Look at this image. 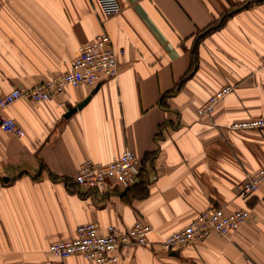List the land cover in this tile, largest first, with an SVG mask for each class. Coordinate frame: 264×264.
<instances>
[{
    "label": "crops",
    "instance_id": "0c3cea01",
    "mask_svg": "<svg viewBox=\"0 0 264 264\" xmlns=\"http://www.w3.org/2000/svg\"><path fill=\"white\" fill-rule=\"evenodd\" d=\"M118 1L120 14L106 16L97 0H0V96L67 72L101 34L125 51L118 77L98 88L5 110L25 137L0 131V264H95L49 248L88 223L142 221L169 236L210 207L253 219L230 237L139 247L115 264H264V183L248 200L238 190L264 167V130L231 128L264 117V0ZM126 150L142 160L134 187L75 183L87 160L108 165Z\"/></svg>",
    "mask_w": 264,
    "mask_h": 264
},
{
    "label": "built area",
    "instance_id": "2783aa9c",
    "mask_svg": "<svg viewBox=\"0 0 264 264\" xmlns=\"http://www.w3.org/2000/svg\"><path fill=\"white\" fill-rule=\"evenodd\" d=\"M106 16H117L121 12L118 0H97ZM125 54L117 50L110 36L106 33L98 36L93 42L79 48L77 57L65 73L50 77L32 88H17L0 96V131L25 137V131L14 119L6 117L7 108L22 100L33 102L60 101L69 88L99 86L102 78L116 79L119 74L118 60ZM232 91L227 87L200 109L202 115L212 114L215 105ZM64 106V102H60ZM233 130H264V117L249 122L236 123ZM142 160L134 152L126 150L120 157L108 165L93 160L84 162L75 177V183L85 190L104 192L109 182L117 188L129 189L141 180ZM264 183V167L248 180L239 184V196L248 200L255 196ZM251 219L249 210H238L232 213L223 208L210 207L201 212L183 230L169 236L157 233V230L142 221L136 222L130 229L109 226L105 232L95 223L78 226L72 240L51 244L49 252L58 259H68L81 255L95 264H115L126 258L139 247L157 245L167 252H176L183 246L195 241L204 240L212 235L230 237L237 233ZM157 236V241L152 237Z\"/></svg>",
    "mask_w": 264,
    "mask_h": 264
},
{
    "label": "water",
    "instance_id": "95a60500",
    "mask_svg": "<svg viewBox=\"0 0 264 264\" xmlns=\"http://www.w3.org/2000/svg\"><path fill=\"white\" fill-rule=\"evenodd\" d=\"M97 88H98V86H97ZM92 95H93V94H92ZM92 95H91V96H92ZM91 96H90L89 98H87L83 103L79 104L76 108L72 109V110L69 112L68 115L73 114V113H75L77 110L82 109V108H83V107L89 102V100L91 99Z\"/></svg>",
    "mask_w": 264,
    "mask_h": 264
},
{
    "label": "trees",
    "instance_id": "16d2710c",
    "mask_svg": "<svg viewBox=\"0 0 264 264\" xmlns=\"http://www.w3.org/2000/svg\"><path fill=\"white\" fill-rule=\"evenodd\" d=\"M229 17H230V15H225V16H224V19L229 18ZM220 25H221V24H220ZM220 25H219V23L217 22V24L215 23V25L209 27V29H211V31H212V30H214V29L219 28Z\"/></svg>",
    "mask_w": 264,
    "mask_h": 264
}]
</instances>
